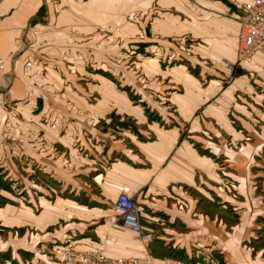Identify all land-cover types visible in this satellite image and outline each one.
Segmentation results:
<instances>
[{
	"label": "crops",
	"instance_id": "obj_1",
	"mask_svg": "<svg viewBox=\"0 0 264 264\" xmlns=\"http://www.w3.org/2000/svg\"><path fill=\"white\" fill-rule=\"evenodd\" d=\"M130 2L0 0V57L6 59L0 71V182L19 189L10 203L2 200L0 225L13 228L19 244L16 229H33L30 264H61L43 249L66 243L79 250L103 245L110 258L140 256L145 249L135 234L113 220V204L126 186L141 228L152 234L154 264H165L168 256L201 263L210 250L224 256V264H264L251 244L261 214L250 211L259 202L254 172L264 170L255 159L264 149V79L248 73L221 85L239 32L238 8L229 0H146L156 17L140 21L145 33L157 27L155 41L163 45L187 41L190 70L198 67L196 75L183 65L159 68L163 83L156 91L162 96L147 99L158 121L148 123L144 109H136L146 130L120 129L109 137L95 126L98 116L89 124L70 122L69 106L79 99L70 101L63 86L62 55L86 29L112 21ZM262 61L255 54L248 70ZM62 88L64 100L55 94ZM228 206L237 215L233 222L223 215Z\"/></svg>",
	"mask_w": 264,
	"mask_h": 264
},
{
	"label": "rangeland",
	"instance_id": "obj_2",
	"mask_svg": "<svg viewBox=\"0 0 264 264\" xmlns=\"http://www.w3.org/2000/svg\"><path fill=\"white\" fill-rule=\"evenodd\" d=\"M132 1L133 2L127 3L125 7L126 10H118L112 21L96 25L92 30L86 29L85 33L80 37L81 40H79L78 45L76 41L70 42L68 46L69 54L66 55L64 53L62 55V62L67 69V73L62 75L64 78L63 86H68L67 91L70 101L74 100L72 98L79 99L78 104H71L69 106V120L72 124L75 123L73 118H76L81 124L83 122L84 124H89L91 119L95 121L98 116L99 120H97L95 126H100L102 136H113L116 132L120 131V129L121 131L127 129L132 133L137 132L138 128L143 131L146 130L148 123L155 121L156 119L158 121L159 119L155 107H151L148 104L147 99L151 100L152 98L158 100L160 96H162L160 94L161 90L159 92L156 91L157 82L163 83L160 81L161 70L176 65H179L181 68L185 66L190 70V65L186 58L189 53L188 42L180 40L178 43L172 42L171 45H163L162 43L158 44V42L155 41L156 38L159 39L157 37V34L159 33H156L158 28L153 27L152 31L154 33L148 31L149 33L147 35L145 29H148V27L140 26L141 20L143 22H146V20H153L156 17V10L152 13L149 12L150 10H148L146 6V0ZM229 2L239 9L238 4L246 3L247 1L239 3L236 0H229ZM152 5L150 8H152ZM143 7L147 9V12L142 10ZM139 40L146 41L140 42ZM81 46L83 47L84 52L77 53L79 49H82ZM171 46L175 49V58L169 57L173 50ZM76 56H79V58H75ZM225 61V69L228 73L227 76L224 75V77L220 79V82L223 81L221 85H227L236 77L244 74L248 75V73L250 78L253 77L254 79H259V76L253 69L248 70L247 65L246 70L237 71L234 68H228L227 63L230 61ZM159 68L161 70H159ZM194 72L198 74V67L194 68L193 72L190 70L191 74L196 75ZM182 76L183 74L179 77ZM181 79H183V77ZM172 81L173 80H167V82ZM201 81L202 85H205V82H203V80ZM64 90L65 89L62 88V90H58L55 93L59 96L62 94L61 96L63 100L65 98ZM80 100L83 102L81 103ZM130 106L133 108L131 109ZM136 109H144L145 113L142 114L146 115L148 123L146 122V124H142L137 120L136 117L139 118L141 116L135 112ZM224 110L228 116L232 117L228 108H224ZM72 127H75V125ZM107 128L109 129L108 133H103ZM147 131L150 132L149 130ZM150 133L149 135L152 136V133ZM240 140L241 141L238 142H245V140L243 141V138ZM230 141L231 138H229L228 142L231 143ZM262 142H264V139H262ZM234 143H236V141H234ZM262 146L264 147V144H262ZM261 150V155L259 157L255 156V159L264 164V149ZM254 174L255 186L253 193H256L259 202L255 203L254 207L248 203H245V205L248 207L251 206V212H256L261 215L258 216L257 219L258 228L255 233L256 242L253 243V241L251 243L250 241L247 246L255 244L254 249H258L255 250L257 251V256L264 260V170L263 172H260V175L256 172H254ZM9 184H11V182L7 183V185H2L0 182V192H3L6 195H1L0 205L3 199L6 203L9 198L14 197V194L17 195L16 193L19 189L17 187L13 189V187L11 188L12 185L10 186ZM54 189L55 193H60L58 192L59 188ZM230 194L235 195L232 190H230ZM25 198L27 199V197ZM10 202L11 201H8V203ZM24 204H27V202H24ZM226 208L228 209H222V211H224L223 215H225L229 221H235L237 215L234 210L230 206ZM245 211L244 213H246ZM113 220L119 223L116 221L115 211ZM32 231L33 229L28 227L27 224L16 229L15 232L19 233L21 239V244H19L15 239L18 235L13 234L14 229L0 225V264H19L18 258H21V264H30L29 261L32 254L30 255V245L27 243V239L29 233ZM150 243L147 246V251H149ZM68 244L69 243L58 245L55 250L51 251L47 250L49 248H44L43 250L52 258L58 259L60 263L63 264L58 255V251L60 248ZM18 245H21V247ZM69 245L76 249L73 244ZM95 247L101 248L103 255L110 258L105 255L103 245H96L92 248ZM259 249L261 250L259 251ZM149 253L151 252L149 251ZM207 254H212L217 257L223 264L226 261L224 256L216 253L215 250H210Z\"/></svg>",
	"mask_w": 264,
	"mask_h": 264
},
{
	"label": "built area",
	"instance_id": "obj_3",
	"mask_svg": "<svg viewBox=\"0 0 264 264\" xmlns=\"http://www.w3.org/2000/svg\"><path fill=\"white\" fill-rule=\"evenodd\" d=\"M239 32L235 60L227 63L228 68L237 71L246 70L247 63L255 54L264 58V0H250L238 4ZM31 62H26L30 66ZM6 59L0 57V71L4 69ZM255 73L264 79V61L256 62ZM116 221L131 230L135 238L146 249L140 256L107 258L102 249L95 247L88 250H76L69 244L59 249L58 255L63 264H154L153 256L147 251L152 234L143 230L139 223V208L128 187H123L114 204ZM165 264H222L217 257L207 254L201 263H190L177 257H166Z\"/></svg>",
	"mask_w": 264,
	"mask_h": 264
}]
</instances>
